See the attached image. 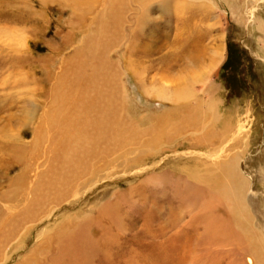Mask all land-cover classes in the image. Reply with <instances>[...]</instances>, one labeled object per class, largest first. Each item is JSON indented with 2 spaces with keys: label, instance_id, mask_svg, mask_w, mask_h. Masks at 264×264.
I'll use <instances>...</instances> for the list:
<instances>
[{
  "label": "rangeland",
  "instance_id": "374dc122",
  "mask_svg": "<svg viewBox=\"0 0 264 264\" xmlns=\"http://www.w3.org/2000/svg\"><path fill=\"white\" fill-rule=\"evenodd\" d=\"M189 122L213 145L234 136L223 122L248 132L246 203L264 232V0H0V264H108L91 242L106 244L107 187L127 193L122 174L191 149ZM165 191L151 199L176 209Z\"/></svg>",
  "mask_w": 264,
  "mask_h": 264
},
{
  "label": "bare ground",
  "instance_id": "6f19581e",
  "mask_svg": "<svg viewBox=\"0 0 264 264\" xmlns=\"http://www.w3.org/2000/svg\"><path fill=\"white\" fill-rule=\"evenodd\" d=\"M168 3L159 4L166 11ZM180 98L179 93H175L171 100L179 101ZM164 99H167L166 95ZM216 115L211 113L212 117ZM189 123L193 127L190 132L193 143L188 141L191 149L175 151L142 171L122 174L117 180L128 184L127 193L119 192L113 178V185L107 187L111 190L110 196L103 204L105 216L101 218L106 227V244L104 241L97 244L90 236L91 242L98 247L93 256L105 247L108 264H264V232L254 225L246 203L247 181L254 179L246 172L250 158L242 151L249 144L248 132L241 127L234 130L229 122H223L221 133L214 128L216 136L219 133L226 137L232 132L234 136L213 145L215 135L207 129L210 124L199 122L196 129L193 122ZM179 126L183 127L182 124ZM179 126L167 132H172V135L181 132ZM163 128L165 126H158L153 130V139L145 144L148 150L153 152L162 146L163 132L166 131ZM234 139L239 141L233 151L228 146ZM200 147H208L209 153L199 150ZM230 149L232 157L231 154L222 156ZM260 180L264 181V176ZM168 187L172 188L171 198L176 209L173 205L166 207L151 199L158 196L157 189L165 191ZM139 189L143 191L134 195ZM262 189L264 191V184ZM249 191L252 195L256 193L253 188ZM136 205L134 214L139 222L130 229L124 224V210ZM43 224L46 229L39 227V237L53 232L52 229L47 230L48 222ZM131 240L134 241V252L129 249L126 252H131L132 257L120 250L131 245ZM87 249V257H91L92 253ZM115 250L119 253L115 254Z\"/></svg>",
  "mask_w": 264,
  "mask_h": 264
}]
</instances>
